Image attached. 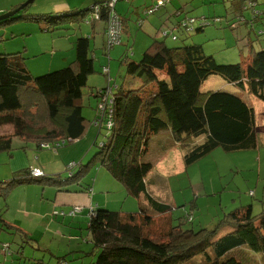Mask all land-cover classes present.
Returning a JSON list of instances; mask_svg holds the SVG:
<instances>
[{
  "label": "trees",
  "instance_id": "obj_1",
  "mask_svg": "<svg viewBox=\"0 0 264 264\" xmlns=\"http://www.w3.org/2000/svg\"><path fill=\"white\" fill-rule=\"evenodd\" d=\"M109 1L66 12L24 11L21 15H17V12L1 19L0 26L18 17L44 23L48 30L79 18L89 23L103 20L106 21L104 50L109 51L115 45L109 44L108 27L112 11L107 6ZM170 1L166 0L151 12L150 9L158 5L156 0L144 12L146 15L152 14ZM234 4L236 8L232 13L238 21L230 24L233 28L241 21L253 26L264 14L263 9L256 7L258 0H234ZM97 5L101 7L98 15L94 10ZM245 9H251V20L243 14ZM89 11L93 13L91 19L85 18ZM113 11L120 16L116 3ZM183 11L180 7L177 9L170 28L161 31V38H153L139 60L134 58L130 61L125 54L127 73L140 80L138 86H126L124 82L118 84L110 78L107 86L92 91V94L99 96V114L95 119L98 131L94 141L99 150L93 158L123 184L128 194L144 197L148 203L140 204L139 210L131 212L103 207L87 209L93 259L78 264H192L198 257L204 260L199 264H246L232 255L233 250L241 246L264 254V211L255 214L251 204L232 210L211 229L196 231L183 228L182 221L174 225L171 218L166 232L158 236L152 231L157 214L170 213L172 216L175 208L153 196L148 189V175L153 164L144 161V157L154 136L165 132L184 146L191 145L185 154L186 165L217 147L225 151L251 149L257 148L261 140L256 130L255 109L244 95L248 93L264 102L263 42L259 48L254 44L250 46L248 62L236 63H219L214 55L206 54L203 44L169 45L166 42L169 35L175 41L179 39L176 31L189 35L211 24L207 16L196 24L197 18L187 14L183 16V13H187ZM120 18L122 31L118 44L122 41L125 25L123 18ZM215 20L220 22L221 17L216 16L213 18ZM263 34V30L256 31L257 36ZM92 39L89 35L78 36L73 43L74 58L70 64L38 76H34L28 68L22 51L0 52V127L13 126L12 133L0 134V152L12 148L13 136L24 141L35 140L40 147L56 148L66 144L68 139L73 141L86 135L88 128L87 119L82 113V98L88 78L96 70ZM108 70L107 66L106 73L109 74ZM214 74L222 77L221 88L204 89L205 82ZM227 85L238 89L228 91L222 88ZM42 110L49 120L63 114L64 130L53 128L42 133V129H36L43 120L42 113L39 114ZM103 130L104 137L98 142ZM188 139H193V142L187 143ZM45 141H48L46 147L42 146ZM75 164L67 167L69 177L65 179L42 170L41 174L34 175L32 170L38 167L23 168L10 178L0 180V193L5 195L16 186L37 184L54 186L55 189L60 187L65 192L73 189L92 194L91 185L82 187L79 184L89 169L88 165L80 163L78 169L73 171ZM74 184L79 186L74 188ZM76 207L79 209L74 211ZM67 209H62L58 214L63 217L68 214L75 216L81 213L83 207L74 204ZM0 227L19 231L26 237L30 235L1 216ZM224 228L228 230L219 233ZM0 249L12 254L8 241L0 242ZM66 256H58L57 264H71Z\"/></svg>",
  "mask_w": 264,
  "mask_h": 264
},
{
  "label": "rangeland",
  "instance_id": "obj_2",
  "mask_svg": "<svg viewBox=\"0 0 264 264\" xmlns=\"http://www.w3.org/2000/svg\"><path fill=\"white\" fill-rule=\"evenodd\" d=\"M24 1H21L20 4ZM32 4H29L26 10L23 9L17 15L24 14V11L32 13ZM153 4L152 0H119L116 11L120 13L121 17L123 15L128 19L131 33L128 35L127 32H124L121 43L115 44L109 51L102 50L105 43L99 37L100 42L97 50L99 54L97 57L95 56L96 70L89 76L82 98V113L87 119L88 128L86 135L73 141L68 139L66 144H61L56 148L53 146L50 148L40 147L35 140L27 142L22 140L26 143H19V140L16 142V148L22 145L26 146L32 166L40 165L44 173L58 174L60 178L65 179L69 177L67 167L72 163H76L73 171L78 169L80 163L88 165L89 169L86 170L87 172L79 184L82 187L88 185L93 187L92 199L87 191L72 189L70 192L62 191L60 193L69 194L71 197L75 195L76 197H87L88 206L92 200L96 207L131 212L139 210L140 204L148 203L144 197L137 198L128 194L123 184L97 162L96 158H93L99 150V147L94 144L98 131L95 119L99 114V96H96L95 93L92 94V91L96 92L100 87L107 86L111 82L110 78H113L118 84L124 82L126 86L136 87L139 85L140 80L127 73V61L124 62V57L127 53L128 60L131 61L134 58L139 60L143 50L152 42L148 41L147 32L138 26L140 18L144 20L147 18L144 14L139 16L138 11L143 13L146 7ZM85 5L82 7L83 9L87 7ZM179 7L187 11V13H183V16L187 14L190 17H196V24L205 20L203 16L210 17L211 24L202 31L189 35L182 31H176L179 39L175 41L169 35L166 38L169 45L203 44L206 54L214 55L219 63H236L248 62L252 44L256 48H259L261 42L264 44V34L256 35V31H264V14L255 21L253 26L243 21L238 22L235 28L230 26L233 21H238L237 16L232 13L236 8L234 0H171L156 13L158 14L166 8L174 11ZM256 7L264 10V0H258ZM243 14L251 20V9L243 10ZM92 15L93 13L89 11L85 18L91 19ZM150 15L148 17L157 18L155 14ZM216 16L221 17L220 22L213 21ZM100 23L97 20V24ZM46 27L44 23L24 17H18L1 25L0 52L22 51L28 68L34 76H38L70 64L74 58L72 41L80 35H88L92 32L91 23L81 18L74 22L63 23L58 28L51 27L48 30ZM157 33L158 38L161 37L160 31ZM54 41L57 46L61 44L66 54L71 53L73 57H69L71 59L61 58L59 53L54 55L55 51L52 47ZM94 46L95 42L92 39L93 52H95ZM107 66L109 74L106 73ZM132 80L136 82H132ZM222 81L221 76L214 74L205 82L203 88H221ZM222 88L228 91L238 89L230 85ZM244 96L255 109L256 130L261 137L257 148L225 151L222 147H217L194 163L186 165L185 154L190 150L191 145L184 146L165 132L151 139L149 149L144 157V161L153 164L148 175V189L156 198L175 206L172 216L170 213L157 214L152 228L154 234L160 236L162 232H166L170 227L171 218L174 225L182 221L183 228L197 231L202 228L215 227L226 214L242 206L251 204L255 214L264 211V102L248 93ZM40 113H42L43 120L40 121L42 123L38 124L39 128L36 129H42V133L53 128L59 131L64 130L63 114L54 120H49L43 110ZM12 129L11 125L0 128L4 132L12 131ZM104 133L103 130L97 139L98 142H101ZM186 141L191 143L193 139ZM42 143H48V141ZM6 157L9 158L7 152L0 153V180L8 179L9 174L12 173L10 163H7L9 160ZM79 184H74L73 187H78ZM34 186L32 185L30 189L25 185L20 188H16L18 187L16 186L6 196H0V207H2L5 203L4 198H7L10 192V198L16 201L17 193L20 191L18 201H21L22 209L26 210V214L17 211L10 213L7 211L5 214L11 217L16 215V220L24 217V225L23 221L21 226L15 223L12 225L15 224L16 227L31 233L26 237L19 231L0 229V242L8 241L10 243L9 251L12 253L0 249V264H57L58 256L64 254H67L66 258L71 264L91 261L93 259L91 253L93 244L88 230L87 211L75 216L68 214L63 217L58 214L62 212V209L69 208L66 207L68 204L80 205L81 203H67L69 200H65V203V201H60L62 197H59L60 200L58 199L54 203L53 199L48 197L38 204L35 202L38 195L34 193ZM51 187L54 188V186ZM46 189L52 188L46 186ZM64 199L70 198L64 197ZM25 202H28L27 209ZM187 218L189 219L187 220ZM227 230L224 228L219 233ZM232 255L246 264H264V254L246 246L236 248ZM203 261L202 257H198L192 264H199Z\"/></svg>",
  "mask_w": 264,
  "mask_h": 264
},
{
  "label": "crops",
  "instance_id": "obj_3",
  "mask_svg": "<svg viewBox=\"0 0 264 264\" xmlns=\"http://www.w3.org/2000/svg\"><path fill=\"white\" fill-rule=\"evenodd\" d=\"M0 1H1V4H0V14H1V13L8 11L9 9L10 10L13 9L17 5H19L21 1H24V0H5V1H8L6 3L4 0H0ZM102 1H105V0H34L33 4H32L33 8L31 10V12L32 13L66 12V11L73 10L76 8H82L85 4H86L85 6H89V5H93L96 2L100 3ZM152 1H154V3L156 2V0H152ZM118 2H119V0L116 2V5L118 4ZM122 7H124L123 4H122ZM173 8H175V7L173 6ZM121 9H123V8H121ZM121 9H120V11H121ZM177 9L173 11L170 8H166L164 11H162L158 14L156 13L157 11L152 13V14H155V16L157 18L148 17L150 14L146 15L144 10H143V13L140 10L138 11L139 16L141 14H144V15H146L145 17L148 18V19L145 18V20L143 18H140L138 21H141V19H142V21H141V24H139L138 26L143 28V30H145V32H147V37H148L149 42H151L153 40V38L158 37V33H157L158 31H160V35H161V31L170 28L171 23L173 21H175V12L177 11ZM122 18L125 21L124 32H127L129 35V33H131V26L129 24V21L123 15H122ZM98 22H101V23L99 25L97 24V21H96V24H95V21H93L91 23L92 32L90 34H88L89 36H92V38L95 42L94 54L96 57L99 54L97 52L98 43L100 42L99 37L102 38V41L104 43H105V39H106V34H105L106 21L98 20ZM95 30H96V32H95ZM72 42L74 43V41H72ZM52 47H53V51H55L54 55L59 53V56L61 58L73 57L71 53L66 54V52L63 49V46L61 44H60V46L59 45L57 46V44L55 42H53ZM54 47H55V49H54ZM100 49H102V48L100 47ZM102 50L104 51V49H102ZM69 59H71V58H69ZM0 128H2V127H0ZM3 133H6V132L0 130V134H3ZM7 133H12V131L7 132ZM17 140H19V143H26L27 142V141L26 142L22 141L18 137H14V136L12 137V148L7 151L9 158L6 157L9 160L7 163H10V166L12 169V173L9 174L10 175L9 178L13 175V173L17 172L18 170H21L23 168L33 167L31 164L30 155L28 153V150L26 149V146L22 145L19 148H16ZM7 142H8V139H7ZM0 153H2V152H0ZM34 167H38L41 170L40 165L34 166ZM32 185H35L33 187L34 193H35V195H38L35 202L38 204L42 203V201H44V198H46V199H48V197H49V199L52 198L54 203H56V200H58V199L60 200L59 197H62V199L60 201L69 200L67 203H79L80 202L81 203L80 206L83 207L81 213L85 210L87 211V209L88 210L91 209L92 207L96 208L95 204L92 203V200H90L91 202H90L89 206L87 205V203H88L87 197L80 196L81 197L80 198V197H76V195L74 197H71V195H69V194H67V195L66 194H60L62 192V190L60 188L55 189L53 187H50L52 189H46V187H43V186L41 187V185H37V184H28L25 186H26V188L30 189ZM21 186H23V185H21ZM21 186H18L16 188H20ZM39 186L41 187V189ZM8 193H9V191L5 195H2L0 193V196H6ZM19 193H20V191H18L17 194L19 195ZM18 195L16 196V201H14L10 198L11 192L7 198H4L5 203H4V206L0 207V216L3 220H5L6 222H8L10 224L15 223L16 225L21 226L22 221H23V225H24V221H25L24 217H22L20 220H16V215L14 217H11V216L5 214V212H7V211L9 213L12 211H14V212L17 211L19 213L26 214V210L22 209L21 201L20 200L18 201ZM64 197H68L70 199H64ZM89 197H90V199H92L93 193L89 194ZM25 203H26V209H27L28 208V202H25ZM65 203H66V201H65ZM71 205L72 204H68V206H66V207H69ZM54 207H55V204H54ZM15 224H14V226H15ZM0 229L3 230V228H1V227H0ZM28 233L31 235L30 232H28Z\"/></svg>",
  "mask_w": 264,
  "mask_h": 264
},
{
  "label": "built area",
  "instance_id": "obj_4",
  "mask_svg": "<svg viewBox=\"0 0 264 264\" xmlns=\"http://www.w3.org/2000/svg\"><path fill=\"white\" fill-rule=\"evenodd\" d=\"M117 0H110L108 2V5L110 7V19H109V27H108V32H109V44L110 45H114L120 42V35H121V31H122V22H121V18L120 16L117 15V13H115L113 11V7L115 6ZM166 0H158V5H156L155 7H153V9H150V11L152 12L153 10L157 9L160 5L164 4ZM100 6H96L94 8L96 15H98L100 13ZM42 146H48V143H42ZM34 175H39L41 174V170L39 168H33L32 170ZM79 208L76 207L74 209V211H77ZM72 211V212H74Z\"/></svg>",
  "mask_w": 264,
  "mask_h": 264
},
{
  "label": "water",
  "instance_id": "obj_5",
  "mask_svg": "<svg viewBox=\"0 0 264 264\" xmlns=\"http://www.w3.org/2000/svg\"><path fill=\"white\" fill-rule=\"evenodd\" d=\"M34 0H26L23 3H21L18 7L13 9L12 11L6 12L4 14H0V20L4 18L11 17L12 15L16 14L17 12H20L22 9H24L27 5L33 3ZM96 4V3H94ZM93 4V5H94Z\"/></svg>",
  "mask_w": 264,
  "mask_h": 264
}]
</instances>
